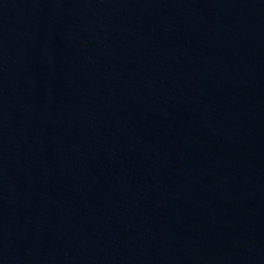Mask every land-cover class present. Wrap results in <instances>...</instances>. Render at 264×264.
<instances>
[{
    "label": "water",
    "instance_id": "obj_1",
    "mask_svg": "<svg viewBox=\"0 0 264 264\" xmlns=\"http://www.w3.org/2000/svg\"><path fill=\"white\" fill-rule=\"evenodd\" d=\"M0 264H264V0H0Z\"/></svg>",
    "mask_w": 264,
    "mask_h": 264
}]
</instances>
